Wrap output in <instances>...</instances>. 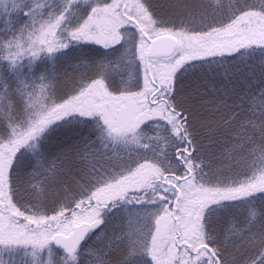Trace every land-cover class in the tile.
Here are the masks:
<instances>
[{"label":"snow or ice","instance_id":"1","mask_svg":"<svg viewBox=\"0 0 264 264\" xmlns=\"http://www.w3.org/2000/svg\"><path fill=\"white\" fill-rule=\"evenodd\" d=\"M0 264H264V0H0Z\"/></svg>","mask_w":264,"mask_h":264}]
</instances>
